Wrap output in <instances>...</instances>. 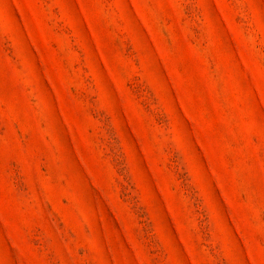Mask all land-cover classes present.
I'll return each mask as SVG.
<instances>
[{
	"label": "rangeland",
	"instance_id": "obj_1",
	"mask_svg": "<svg viewBox=\"0 0 264 264\" xmlns=\"http://www.w3.org/2000/svg\"><path fill=\"white\" fill-rule=\"evenodd\" d=\"M0 264H264V0H0Z\"/></svg>",
	"mask_w": 264,
	"mask_h": 264
}]
</instances>
